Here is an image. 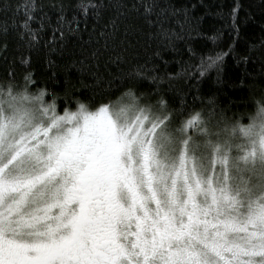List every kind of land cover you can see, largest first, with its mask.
<instances>
[{
    "label": "snow or ice",
    "instance_id": "1",
    "mask_svg": "<svg viewBox=\"0 0 264 264\" xmlns=\"http://www.w3.org/2000/svg\"><path fill=\"white\" fill-rule=\"evenodd\" d=\"M108 9L105 50L132 12L161 43L177 37L159 0L77 4L84 17ZM58 11L53 26L36 0H0V35L11 28L32 45L47 28L62 45L81 21ZM222 59L208 54L201 68ZM29 83L0 86V264H264V105L259 123L213 131L201 112L174 118L165 100L141 103L132 89L116 104L77 101L60 115Z\"/></svg>",
    "mask_w": 264,
    "mask_h": 264
},
{
    "label": "trees",
    "instance_id": "2",
    "mask_svg": "<svg viewBox=\"0 0 264 264\" xmlns=\"http://www.w3.org/2000/svg\"><path fill=\"white\" fill-rule=\"evenodd\" d=\"M36 3L52 18L53 26L58 6L64 7L67 18L75 14L81 21L78 35L57 45L46 28L42 38L29 45L10 28L7 35H0V86L12 82L21 90L25 77L31 75L34 83L28 84L29 94L43 90L44 105L55 103L60 115L65 108L75 111L77 101L88 102L92 110L114 104L132 89L143 97L141 103L165 100L174 118L193 110L201 112L213 131L260 120L258 106L264 105V0H159L160 7L170 6L164 27L176 33V38L163 43L154 39L157 27H150L139 13L132 12L119 22L120 34L116 41H109L108 50L99 33L106 30L111 9L98 19L81 15L79 0ZM172 8L177 10L175 15ZM233 8H238L235 28L230 15ZM183 9L189 10L190 25L185 24ZM8 19H13L11 12ZM17 22L22 24V13ZM181 24L185 26L181 28ZM96 50L100 54L93 58ZM208 54H221L223 59L217 66L202 69L201 61Z\"/></svg>",
    "mask_w": 264,
    "mask_h": 264
},
{
    "label": "rangeland",
    "instance_id": "3",
    "mask_svg": "<svg viewBox=\"0 0 264 264\" xmlns=\"http://www.w3.org/2000/svg\"><path fill=\"white\" fill-rule=\"evenodd\" d=\"M119 101H117L116 103H118ZM130 101L127 99V98H125L124 100H123V103H129ZM116 103H114V104H116ZM46 106V105H45ZM95 110V109H94ZM62 115V114H61ZM257 122V121H256ZM260 122V120L257 122V123H259ZM223 135H225V133H223L222 132V136ZM240 141H239V138H237L235 141H234V143H239Z\"/></svg>",
    "mask_w": 264,
    "mask_h": 264
}]
</instances>
